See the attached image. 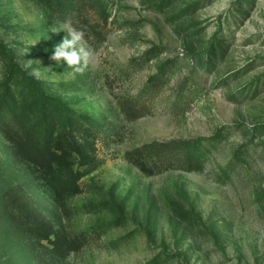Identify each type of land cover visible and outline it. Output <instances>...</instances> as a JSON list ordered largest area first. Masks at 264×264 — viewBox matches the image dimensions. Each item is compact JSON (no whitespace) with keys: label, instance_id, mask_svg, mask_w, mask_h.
I'll return each instance as SVG.
<instances>
[{"label":"rangeland","instance_id":"obj_1","mask_svg":"<svg viewBox=\"0 0 264 264\" xmlns=\"http://www.w3.org/2000/svg\"><path fill=\"white\" fill-rule=\"evenodd\" d=\"M98 1L101 35L49 0H0V95L13 57L93 122L41 156L33 119L0 112V264H264V0ZM65 24L92 53L82 73L50 59ZM200 139L197 167L135 157ZM66 153L91 164L77 191L46 179Z\"/></svg>","mask_w":264,"mask_h":264},{"label":"trees","instance_id":"obj_2","mask_svg":"<svg viewBox=\"0 0 264 264\" xmlns=\"http://www.w3.org/2000/svg\"><path fill=\"white\" fill-rule=\"evenodd\" d=\"M50 4H56L58 12L69 13L77 20H81L82 24L89 26V29L95 35H101L99 32V24L90 23L89 13L87 8L94 11L95 15L103 16V7L98 0H49ZM90 23V24H89ZM225 49H222V54ZM0 54L8 56L7 49L0 45ZM209 57V55H208ZM209 63V62H208ZM10 74L8 76V84L0 95V112L7 114L12 118L18 117L17 121L27 116L33 119L30 130L27 133L32 136L37 146V154L45 155L47 150L52 149L54 153H61L63 155L66 149L61 148L62 145H68L71 141L76 145L73 130L75 125L84 127L85 125H93V122L88 119H83L78 116L74 117L70 114L67 107L61 103H57L48 99L41 85L34 79L29 78L26 73L15 63L14 58H10ZM19 80V86L24 85L26 89H30L33 98L26 102L25 106L18 107L15 95L12 93L11 84L13 81ZM24 94V93H23ZM22 96V94H21ZM0 117L1 124L4 123ZM83 121V122H81ZM3 125V124H2ZM78 127V126H77ZM5 135L11 133L7 128L4 130ZM202 140L196 141H178L166 144H157L155 146L146 147L135 153L138 157H142L149 153L148 149H155L160 158L166 159L170 164L187 165L188 167H197L201 165L198 153V147ZM61 145V146H60ZM77 146V145H76ZM163 153L165 155L163 156ZM169 155V156H166ZM136 161V160H135ZM140 169L145 172L150 171L142 162L137 159L136 162ZM91 167L89 161L80 156L73 157V154L66 153L63 157H58L50 164V172L46 179L49 184L62 191H77L80 180L87 174V169Z\"/></svg>","mask_w":264,"mask_h":264},{"label":"clouds","instance_id":"obj_3","mask_svg":"<svg viewBox=\"0 0 264 264\" xmlns=\"http://www.w3.org/2000/svg\"><path fill=\"white\" fill-rule=\"evenodd\" d=\"M60 31L66 32V36L55 45L50 59L55 61L58 66L63 62L73 72L82 73L88 66L92 55L85 41L84 32L74 29L70 24H65L61 30L53 32L59 33ZM31 75L40 78L41 71L39 68H33Z\"/></svg>","mask_w":264,"mask_h":264}]
</instances>
